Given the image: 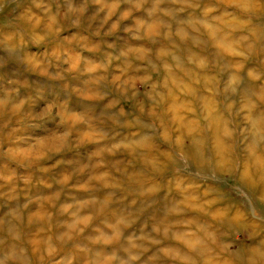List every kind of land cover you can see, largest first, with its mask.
Masks as SVG:
<instances>
[{
  "label": "clouds",
  "instance_id": "1",
  "mask_svg": "<svg viewBox=\"0 0 264 264\" xmlns=\"http://www.w3.org/2000/svg\"><path fill=\"white\" fill-rule=\"evenodd\" d=\"M0 264H264V0H0Z\"/></svg>",
  "mask_w": 264,
  "mask_h": 264
}]
</instances>
